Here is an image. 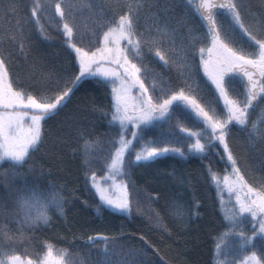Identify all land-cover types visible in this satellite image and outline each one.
<instances>
[{
    "label": "snow or ice",
    "instance_id": "1",
    "mask_svg": "<svg viewBox=\"0 0 264 264\" xmlns=\"http://www.w3.org/2000/svg\"><path fill=\"white\" fill-rule=\"evenodd\" d=\"M189 3L191 4V0ZM145 6L157 9L151 13L155 19V27L139 30L140 11ZM39 7H32L33 17H36ZM88 7L91 9L92 5ZM171 7L172 0H125L123 4L101 0L96 6L102 18V22L98 24L99 31L93 32L91 39L85 43L83 40L73 42L76 35L73 16L75 5L68 3L61 7L57 0L55 10L63 21L64 43L74 52L78 71L70 79L41 72L40 79L23 83L9 78L8 64L14 56L12 48L15 47L25 58L28 56L23 21L18 15L19 0H9L4 18L13 27L6 29L0 36V163L10 165L8 170H4L5 175L10 171L13 178L25 177L27 173L17 169L23 168L31 154L43 142L42 121L60 110L83 79L92 77L109 86L110 108L107 112L103 109L100 111L108 117L109 127L116 131L107 134L110 139L107 140L106 150L101 148L99 138L84 139L80 151L82 163L88 169L85 175L103 205L131 216L138 201L132 198L129 191V184L134 187V182L123 177L129 175L128 169L136 162L149 161L168 152L184 155L182 149L175 147L171 141L144 140L146 129L158 126L171 117L174 108L183 105L188 114L203 125L193 130L178 123L186 138L193 141L187 144V148L200 155L208 153L210 149L222 153L220 160L226 165L223 183L211 165L208 166V171L221 193L226 188L229 196H234L229 208L223 206L221 195L223 219L229 227L217 237V257L225 245V238L233 234L238 226L242 229L245 220L251 225L250 234L240 230L236 235L242 248H255V238L264 240V109L255 118L251 116V110L254 102L264 99V12H247L241 0H197L194 4L195 12L206 27L203 36L191 38L187 47L194 49L192 55L198 53L199 65L214 86L216 99L222 101L223 110L218 112L213 103L202 104L191 94L192 85L185 76V69L191 67L187 62L189 53L183 36L180 37L181 44H176L178 27L172 26L173 17L168 15ZM117 8L119 10L115 11ZM220 10H223V15L229 20L227 27L217 20ZM109 13H112L111 19H103ZM13 16L15 19H11ZM175 23L179 25L181 21ZM237 30L247 38L250 51L243 46L234 45L232 37ZM41 35H44L42 26ZM198 39L202 43L196 48ZM145 48L164 68L169 65L177 68L178 75L183 78L181 83L173 84L171 78L164 77L162 73L149 74V69H142L137 61L143 62ZM171 57H177L180 62L177 63ZM237 82H240L242 91H237ZM237 125L248 130L247 147L253 153L256 161L254 167L259 169V175H253L245 158L234 154L230 146V129ZM163 135H171V132H162L161 136ZM156 144L163 146H152ZM101 151L105 154L101 155ZM95 163L101 164L104 176H97L93 168ZM228 168L231 169L230 172L227 171ZM28 172H32L31 165ZM42 175V172L38 173L33 179L39 180ZM49 186L51 187V183ZM5 187L9 189L5 194L8 198L12 197L13 192L16 193V211L12 214V219L18 227L13 231L8 224L0 223V245L3 246L0 248V264H22L21 257L10 246L25 238L23 228L50 226V209L63 216L65 198L58 189L45 192L38 183H29L26 179L18 188L7 183ZM157 198L148 194L150 200ZM198 203L197 201L196 204ZM173 206L171 215L180 222L177 227H181L191 215H198L176 201H173ZM136 211H140L138 206ZM5 214L6 210L0 206V215ZM149 221L164 234L171 235L172 229L158 212L150 216ZM93 239L88 237L89 241ZM145 243L159 254L155 245L146 240ZM44 247L46 251L42 257L38 256L35 264H86L83 258L77 261L63 259L68 254L67 249L57 250L59 256H54V246L50 242L45 241ZM102 251L107 253V245ZM26 264L34 262L29 259ZM98 264L125 262L112 261L105 255ZM163 264L168 262L163 261ZM183 264L188 262L184 261ZM216 264H228V261L218 258ZM242 264H264V245L261 246L259 255L253 250Z\"/></svg>",
    "mask_w": 264,
    "mask_h": 264
},
{
    "label": "trees",
    "instance_id": "2",
    "mask_svg": "<svg viewBox=\"0 0 264 264\" xmlns=\"http://www.w3.org/2000/svg\"><path fill=\"white\" fill-rule=\"evenodd\" d=\"M105 2L123 4L125 0H105ZM196 2L197 0H191L190 4L189 0H172L168 15L173 17L172 26L178 27L177 46L181 44L180 37L184 38L186 51L189 53L187 62L191 65L190 69H185V76L187 82L193 86L192 89L197 90V94V87L200 88L202 84L196 80L202 79L204 74L199 65L198 53L192 55L194 49L187 47V44L193 37H202L206 26L194 10ZM241 2L245 4L249 13L264 12V0H241ZM8 3L9 0H0V36L6 29L13 27L4 18ZM56 3L57 0H19L18 15L23 21L28 56L25 58L22 53L16 51L15 47L12 48L14 56L8 64L9 78L12 81L31 83L40 79L41 72L70 79L78 71V66L74 62V52L64 43L63 21L55 10ZM59 3L61 7H65L68 3L75 5L73 16L76 35L73 42L83 40L86 43L91 39L93 32L99 31L98 24L102 22V18L96 6L101 0H59ZM35 5L40 7L36 17H33L31 9ZM89 5H92L91 9ZM156 11V8L150 9L147 6L141 9L140 30L155 27V19L151 13ZM160 15L163 16V13ZM111 16L112 13H109L103 19H111ZM217 20L221 21L224 27L229 24L223 12L217 14ZM175 21L181 23L177 25ZM232 40L235 46H243L245 50H251L247 38L239 30L234 33ZM201 43L202 41L198 39L195 47H200ZM143 57V62L137 61V63L141 64L142 69L144 67L149 69V74L162 73L164 77L171 78L173 84L181 83L183 80L178 75L177 68L171 65L164 68L161 62L148 52H143ZM171 59L180 62L177 57ZM236 86L238 92L242 91L240 82H237ZM200 95L204 98L203 94ZM260 104L264 107V99L254 104L251 110L253 118L260 114L257 113ZM109 108V86L92 77L83 79L60 110L54 116L42 121L43 142L31 154L23 168L17 169L27 175L23 178L19 176L13 178L10 171L5 175L4 170H8L10 165L0 163V197H3L0 198V206L6 210L5 215H0V223L8 224L11 230L15 231L18 227L12 219V214L16 211V193L13 192L12 197L8 198L5 195L9 190L5 187L6 183L18 188L26 179L29 183H38L45 192L58 189L65 198L63 216L50 209L49 215L52 217L50 226L35 229L25 227L22 229L25 238L10 246L21 257V261L30 259L34 263L37 262L38 256L42 257L46 251L45 241L54 246V256H59L57 250L67 249L68 254L71 255L66 254L63 259L77 261L83 258L86 264H98L105 255L112 261L122 260L125 264H163V261H167L168 264H183L184 261L188 264H216L218 258L226 259L228 264H237L253 250L260 254L264 240L259 237L254 239L255 248L251 246L242 248L240 245L236 233L243 230L250 234L251 225L245 220L242 229L238 226L233 230V234L225 238V245L222 246L221 254L217 257L215 250L217 237L229 227L223 219L221 195L223 206L229 208L232 206L230 200H234V196L230 197L226 188L221 193L208 171V166L211 165L212 170L220 176L223 183L226 165L220 160L222 153L210 149L208 153L200 155L190 152L187 148V144L193 141L186 138L178 123L193 130L203 125L198 124L183 105L174 108L171 117L158 126L146 129L144 140L145 142L149 139L171 141L175 147L182 149L184 155L168 152L149 161L136 162L128 169L129 175L123 177L134 182V187L129 184V191L132 198L138 201L136 206L140 211H136L134 206L132 215L128 216L103 205L85 175L88 169L82 163L80 149L84 139L95 138L100 139L102 149H107V140L110 139L107 134L116 130L109 127L108 117L100 109L107 112ZM169 131L171 135L161 136L162 132ZM230 133L229 143L234 154L243 156L251 166L249 170L252 174L259 175V169L254 167L256 161L253 153L247 147L248 130L237 125L231 127ZM152 146L162 147L163 144ZM137 147L140 145L137 144ZM100 154L105 153L101 151ZM29 165L32 166V172H28ZM93 168L97 176H104L100 163H95ZM244 170L242 167V171ZM227 171L230 172L231 169L228 168ZM41 172L42 177L34 180L33 177ZM148 194L158 198L150 200ZM173 201L185 205L198 215H191L181 227H177L180 222L171 215ZM98 206L99 210H97ZM156 212L172 229L171 235L164 234L150 223L149 217ZM88 237L94 239L89 241ZM145 240L155 245L159 249V254L148 247ZM105 245H107L106 254L102 251ZM2 247L0 245V248Z\"/></svg>",
    "mask_w": 264,
    "mask_h": 264
},
{
    "label": "rangeland",
    "instance_id": "3",
    "mask_svg": "<svg viewBox=\"0 0 264 264\" xmlns=\"http://www.w3.org/2000/svg\"><path fill=\"white\" fill-rule=\"evenodd\" d=\"M139 30H140V26H139ZM143 52H148L147 48H145ZM202 72H203V70H202ZM196 82H199L202 85H201L200 88L196 86L198 88V93L197 94H196L197 90H193L191 92V94L195 95L197 97V99H199L202 104L213 103L215 105L217 111L218 112H222V110H223L222 109V101L216 99V95L217 94L214 92V86L211 85V81L208 80L207 76L204 75V77L202 79H198V81L196 80ZM193 84L196 85V83H193ZM186 91H188V90H186ZM200 94H203L204 98ZM259 100L260 99H258V101ZM257 102H254V104H256ZM261 104H260V107H261ZM260 107L257 108L258 109L257 113L261 112V110L264 109L263 105L261 107L262 109ZM256 117H257V115H256ZM98 177H102V176H98ZM244 259L240 260L237 264H242ZM26 262H27V260L26 261H22V264H26Z\"/></svg>",
    "mask_w": 264,
    "mask_h": 264
}]
</instances>
